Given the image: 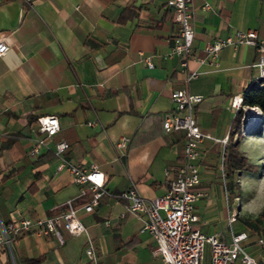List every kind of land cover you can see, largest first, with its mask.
<instances>
[{"label": "crops", "instance_id": "0c3cea01", "mask_svg": "<svg viewBox=\"0 0 264 264\" xmlns=\"http://www.w3.org/2000/svg\"><path fill=\"white\" fill-rule=\"evenodd\" d=\"M166 1L0 0V41L8 45L0 54V238L2 223L50 216L68 198L75 204L87 200L78 195L80 185L70 173L56 169L54 143L65 140V157L72 163H95L110 191L92 211L79 210L98 264H163L154 240L140 231L141 220L127 211L120 216L126 201L118 193L132 179L147 198L164 194L184 159V132L162 126L173 107L171 92L183 84L176 60L167 56L176 24ZM208 1L212 7L205 9L202 0H192L196 52L233 28L255 29L264 42V0ZM126 5L136 15L119 21ZM256 58L251 45L226 46L219 67L202 65L204 72L187 85L203 95L195 107L197 123L218 139L203 140L199 160L198 188L207 195L195 201L196 224L206 233L218 234L213 222L227 217L219 202L225 188L218 173L225 146L221 140L236 111L232 97L243 94L257 76ZM42 114L57 115L60 130L47 136L46 145L32 156L30 148L43 135L32 118ZM253 132L245 128L239 137L245 155L264 153V133ZM244 134L256 139L241 144ZM122 136L129 140L118 147ZM61 233L62 241L33 224L10 246L0 242V264H22L32 257H41L38 264H93L85 253L84 234L71 235L63 227ZM258 236L248 234L244 246L264 262Z\"/></svg>", "mask_w": 264, "mask_h": 264}, {"label": "built area", "instance_id": "2783aa9c", "mask_svg": "<svg viewBox=\"0 0 264 264\" xmlns=\"http://www.w3.org/2000/svg\"><path fill=\"white\" fill-rule=\"evenodd\" d=\"M205 9L212 7L208 0H202ZM167 7L172 11L176 31L172 36L167 52L169 58L176 60L178 71L182 74V86L171 92L173 107L163 116L162 126L165 131L182 130L185 135L184 159L178 166L170 186L164 194L147 198L143 196L134 180L130 185L118 193L125 203V211L136 215L141 220L140 231L147 232L155 242L154 252L160 256L163 264H264L250 254L242 241L248 238L245 229L235 230L233 223L237 219L236 209L227 205V222L230 227V241H222L217 233H206L194 224L199 220L195 210V201L207 195V191L198 188L200 183L199 160L202 155V142L206 138H213L202 131L197 123L195 107L202 100L203 95L190 91L188 83L202 72V65H209L217 69L220 62V52L226 46L237 48L240 45H251L257 52V58L252 63L257 69V76L252 82L263 79L264 84V42L255 29L233 28L225 36H216L207 41L196 52L193 48L194 7L192 0H167ZM8 45L0 41V54L4 53ZM148 67L153 63L145 58ZM193 63V64H192ZM243 94L232 97L230 106L237 109L242 105ZM36 129L43 135L36 139L29 153L38 154L41 146L46 145V137L53 136L60 130V123L55 114L36 116ZM129 138L120 137L116 144L125 147ZM218 140V139H215ZM227 137L221 141L225 144ZM65 140L54 143V153L59 162L57 170H67L72 180L80 185L79 196H88L85 202L75 204L73 198H68L65 206L59 212L50 216L32 220L23 217L2 223L3 235L0 242H10V236H18L28 231L35 224L41 232H52L62 241L61 228L71 235L84 234L86 238L85 253L93 264H98V255L93 239L80 218L79 210L90 212L105 194H110L106 187V176L95 164L88 165L70 162L64 155ZM223 161V152H222ZM222 175L224 176L223 166ZM225 177V176H224ZM225 184V182H224ZM226 188V185H225ZM259 244H264V235L257 237ZM209 248V259L205 260V246Z\"/></svg>", "mask_w": 264, "mask_h": 264}, {"label": "rangeland", "instance_id": "374dc122", "mask_svg": "<svg viewBox=\"0 0 264 264\" xmlns=\"http://www.w3.org/2000/svg\"><path fill=\"white\" fill-rule=\"evenodd\" d=\"M248 106L243 109V117L241 122V132L243 129H248L251 125V120L248 115ZM252 109V108H251ZM247 110V113H246ZM256 111L261 114L260 119L263 117V113L260 109L256 108ZM246 113V114H245ZM247 115V117H246ZM258 115V114H256ZM255 117L252 113L251 118ZM248 125V126H247ZM260 125V120L256 128ZM253 128L251 131H254ZM252 134H244L242 136L241 144L244 141L250 140L251 143L256 139ZM264 142V141H263ZM251 143H248L251 144ZM244 144H247L246 142ZM255 148V147H254ZM253 148V149H254ZM240 149L245 150L242 146ZM249 150V149H248ZM250 151V150H249ZM246 152L247 161L249 166L246 170L240 172H235L231 178H226L222 175V169L218 166V173L221 178V182L225 186L224 182L229 184L228 189H223L220 194V205L225 213L227 212V205L236 209L237 219L233 223L234 229L247 230L248 234L264 235V218L258 217L260 211L263 207L264 202V153L248 154ZM222 166V164H221ZM88 198V196H87ZM227 214V213H226ZM200 226L199 224H194L195 227ZM213 229L218 231V235L222 241H230V227L226 219H217L213 222ZM246 240V239H245ZM245 240L242 241L244 244ZM209 259V248L208 245L205 246V260Z\"/></svg>", "mask_w": 264, "mask_h": 264}, {"label": "trees", "instance_id": "16d2710c", "mask_svg": "<svg viewBox=\"0 0 264 264\" xmlns=\"http://www.w3.org/2000/svg\"><path fill=\"white\" fill-rule=\"evenodd\" d=\"M136 15V12L132 10L130 5H126L119 16V21H124L128 18H131ZM243 106H258L263 113V117L260 119V125L254 129V134H263L264 133V84L263 79H260L258 82H252L243 92L242 97ZM243 117V107L237 108L234 116L232 118V124L227 135V140L223 149V172L226 178H231L235 172H240L246 170L249 166L247 161V156L242 153L239 149V137L241 136V122ZM33 121L36 119L32 118ZM19 170L16 169V171ZM9 174H5L3 177H7ZM3 179V178H2ZM226 188L228 189V182L225 183ZM258 217L264 218V202L262 210L260 211ZM16 235L10 236V241L15 238ZM5 247L6 242H2ZM41 260V257H32L25 258L22 264H38ZM7 264H11L10 262Z\"/></svg>", "mask_w": 264, "mask_h": 264}, {"label": "bare ground", "instance_id": "6f19581e", "mask_svg": "<svg viewBox=\"0 0 264 264\" xmlns=\"http://www.w3.org/2000/svg\"><path fill=\"white\" fill-rule=\"evenodd\" d=\"M254 114V115H256V114H258V115H256V116H259L258 118H251V114ZM248 115H249V119L251 120V125L248 127V130H250L251 131V129H253V128H256V126H257V124H258V122H259V120H260V116H261V114L260 113H257V111H256V108H253V109H251V108H248Z\"/></svg>", "mask_w": 264, "mask_h": 264}, {"label": "water", "instance_id": "95a60500", "mask_svg": "<svg viewBox=\"0 0 264 264\" xmlns=\"http://www.w3.org/2000/svg\"><path fill=\"white\" fill-rule=\"evenodd\" d=\"M7 244L10 246V242H7Z\"/></svg>", "mask_w": 264, "mask_h": 264}]
</instances>
